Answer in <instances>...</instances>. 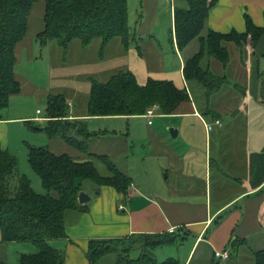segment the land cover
I'll use <instances>...</instances> for the list:
<instances>
[{
	"label": "crops",
	"instance_id": "crops-1",
	"mask_svg": "<svg viewBox=\"0 0 264 264\" xmlns=\"http://www.w3.org/2000/svg\"><path fill=\"white\" fill-rule=\"evenodd\" d=\"M182 3L128 0L133 33L128 46L114 37L105 45L101 38L88 45L74 39L67 49L57 41L40 44L37 36L45 28L47 3L32 5L26 35L15 47L14 76L20 92L0 114L1 147L18 163L28 159L30 146H48L57 155L78 160L106 155L132 179L127 196L105 185L93 193L85 191L91 196L88 211L67 213V237L50 240L65 252L64 264H89L91 239L138 233L177 231L183 236L179 243L193 238L182 255L172 251L159 259L175 258L181 264H255L254 253L264 248V36L254 47L227 43L230 62L225 68L217 60L204 59L228 80L210 101L220 116L205 115L202 90L183 72L199 42L180 50L176 41L175 7ZM246 14L264 26V0H219L204 35L209 29L246 31ZM68 58L72 61H65ZM122 70H131L140 84L150 78L171 80L188 90L190 100L171 114L154 107L153 114L90 116L92 80L106 82ZM51 94H64L69 119L84 121L91 132L82 139V148L61 137L50 138L41 129L39 123L47 125L49 117L47 104L46 111L38 105ZM218 120L222 125L208 130L207 125ZM171 128L177 130L176 137ZM34 132L43 135L41 141ZM243 238L234 247V241ZM216 251L229 252V258L217 257Z\"/></svg>",
	"mask_w": 264,
	"mask_h": 264
},
{
	"label": "trees",
	"instance_id": "trees-1",
	"mask_svg": "<svg viewBox=\"0 0 264 264\" xmlns=\"http://www.w3.org/2000/svg\"><path fill=\"white\" fill-rule=\"evenodd\" d=\"M39 0H0V114L8 107L10 97L20 92L14 76L15 47L26 35L32 5ZM219 0H182L175 7V36L178 48L184 50L194 40L199 50L188 57L184 76L202 90L207 105L204 114L220 116L210 105L211 97L228 82L226 74L215 72L206 57L219 61L225 68L230 62L229 42L241 48L254 47L264 36V26H258L246 14V31L218 32L209 29L204 35L211 9ZM45 28L37 36L41 45L57 41L67 49L74 39L88 45L101 38L105 45L121 37L126 46L132 38L129 24L128 0H46ZM190 100L186 88L171 80L150 78L140 84L131 70H122L108 81L92 80L88 101L90 116L142 115L159 107L161 113L171 114L178 105ZM48 123L43 129L50 138L61 137L73 146L83 147L82 139L91 135L82 120H70L64 94H51L47 100ZM28 161L41 177L46 194L37 193L28 176L18 175V162L0 144V243L31 242L38 247L33 253H22L17 264H64L65 252L55 249L50 240L67 237L68 212H86L89 204H81L79 195L85 192V182L112 186L127 196L132 179L106 155L90 154L78 160L68 154L57 155L48 146H30ZM105 165L106 173L99 166ZM223 216L216 219L220 222ZM179 232L138 233L124 238L91 239L87 251L89 264H102L112 256L115 264H181L175 258L160 261L156 250L178 244ZM245 239H236V243ZM139 251L137 256L134 255ZM255 264H264V248L255 253ZM0 264H10L0 257Z\"/></svg>",
	"mask_w": 264,
	"mask_h": 264
},
{
	"label": "rangeland",
	"instance_id": "rangeland-1",
	"mask_svg": "<svg viewBox=\"0 0 264 264\" xmlns=\"http://www.w3.org/2000/svg\"><path fill=\"white\" fill-rule=\"evenodd\" d=\"M167 29H168V33H169V31L171 29L170 24L167 26ZM197 44H198V41L196 40L194 47L197 46ZM191 50H193V49H191ZM67 60H68V62H70V61H72V58L71 59L70 58L65 59V61H67ZM46 104H47V99L45 102L39 104L38 106L41 108L42 111H46L45 110ZM39 124L43 125L44 127L46 125L44 123H39ZM34 134H37L36 138L41 141L40 137H42L43 135H40V133H37V132L36 133L34 132ZM39 140H37V141H39ZM99 169H100L101 173H103V174L107 172V168L103 164H100ZM17 174H21V175L25 174L26 176L30 175L29 177L31 179L32 186L37 193L46 194L48 192L47 189L43 186L41 177L30 166L27 158L26 159H24V158L19 159ZM95 188H96V185L94 183H92L91 181L85 182L86 191L93 193L95 191ZM193 240L194 239L190 237L188 239V241H185L184 243L170 245L173 247H163V249H160L159 251H157L159 259H162V257H165L164 255H168V253H170L172 251L174 253H176V255H179V254L182 255L183 253H185L190 248ZM37 250H38V247L31 242L4 243L3 246H0V257H3V259L7 260L10 264H13V263H17L16 260H14V259H16L19 256V253H21V254L22 253H31L32 251L35 252ZM202 251H203V247L201 246L198 250V253H197L195 260H197L198 256L201 254ZM178 258H179V256H178ZM102 264H115V258L112 256H108L103 260Z\"/></svg>",
	"mask_w": 264,
	"mask_h": 264
},
{
	"label": "built area",
	"instance_id": "built-area-1",
	"mask_svg": "<svg viewBox=\"0 0 264 264\" xmlns=\"http://www.w3.org/2000/svg\"><path fill=\"white\" fill-rule=\"evenodd\" d=\"M166 1L171 2V3L173 2V0H166ZM148 112L150 114H153V111L151 109ZM214 125H222V123L219 120L216 121L214 124L209 123L207 125L208 130H211ZM216 256L226 259V258H229V252H227V251H216Z\"/></svg>",
	"mask_w": 264,
	"mask_h": 264
},
{
	"label": "water",
	"instance_id": "water-1",
	"mask_svg": "<svg viewBox=\"0 0 264 264\" xmlns=\"http://www.w3.org/2000/svg\"><path fill=\"white\" fill-rule=\"evenodd\" d=\"M171 133H172V136L176 137L177 135V130H175L174 128H171L170 129ZM91 200V196L86 193V192H81L80 195H79V202L81 204H86L88 203L89 201Z\"/></svg>",
	"mask_w": 264,
	"mask_h": 264
}]
</instances>
